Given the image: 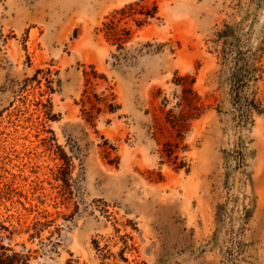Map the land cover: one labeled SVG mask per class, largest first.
Returning <instances> with one entry per match:
<instances>
[{"label": "rangeland", "instance_id": "374dc122", "mask_svg": "<svg viewBox=\"0 0 264 264\" xmlns=\"http://www.w3.org/2000/svg\"><path fill=\"white\" fill-rule=\"evenodd\" d=\"M0 221L30 264H264V0H0Z\"/></svg>", "mask_w": 264, "mask_h": 264}, {"label": "trees", "instance_id": "16d2710c", "mask_svg": "<svg viewBox=\"0 0 264 264\" xmlns=\"http://www.w3.org/2000/svg\"><path fill=\"white\" fill-rule=\"evenodd\" d=\"M243 49L244 45L240 43L235 45L236 57L234 59L233 76L235 80L245 81L249 75V70L246 63V52ZM2 230H8V227L0 221V264H30L29 254L14 250L2 242L5 237L1 234Z\"/></svg>", "mask_w": 264, "mask_h": 264}]
</instances>
